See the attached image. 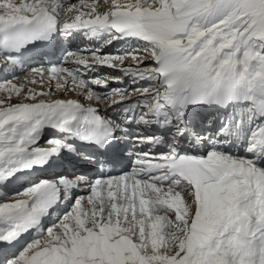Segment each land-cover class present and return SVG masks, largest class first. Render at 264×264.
I'll use <instances>...</instances> for the list:
<instances>
[{"label": "snow or ice", "instance_id": "1", "mask_svg": "<svg viewBox=\"0 0 264 264\" xmlns=\"http://www.w3.org/2000/svg\"><path fill=\"white\" fill-rule=\"evenodd\" d=\"M0 74V264H264V0H0Z\"/></svg>", "mask_w": 264, "mask_h": 264}, {"label": "rangeland", "instance_id": "2", "mask_svg": "<svg viewBox=\"0 0 264 264\" xmlns=\"http://www.w3.org/2000/svg\"><path fill=\"white\" fill-rule=\"evenodd\" d=\"M24 77H25V76H24ZM37 78H38V76H37V77H35V79L38 81V79H37ZM22 80H23V81H22V83H23V82L25 81V78H23ZM16 84L18 85V84H19V82H17ZM18 86H19V85H18ZM34 86L36 87V89H37V87H38V88H39V91H40V86H38V84H36V85H33V86H32V85H28V86H26V87H34Z\"/></svg>", "mask_w": 264, "mask_h": 264}, {"label": "bare ground", "instance_id": "3", "mask_svg": "<svg viewBox=\"0 0 264 264\" xmlns=\"http://www.w3.org/2000/svg\"><path fill=\"white\" fill-rule=\"evenodd\" d=\"M22 78H25V77H22ZM37 79H38V81H39L40 77L38 76V78H37ZM19 81H20V82H19V84H18V85H20V84L22 83V81H23V80H19ZM45 83H46V82H45ZM18 85H17V86H18ZM38 86H39V84H38ZM37 91H39V88H38V87H37ZM78 175H80V174H78Z\"/></svg>", "mask_w": 264, "mask_h": 264}]
</instances>
